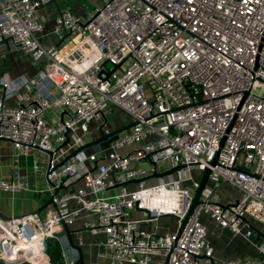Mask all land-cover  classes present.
<instances>
[{
	"label": "built area",
	"instance_id": "obj_1",
	"mask_svg": "<svg viewBox=\"0 0 264 264\" xmlns=\"http://www.w3.org/2000/svg\"><path fill=\"white\" fill-rule=\"evenodd\" d=\"M38 3L0 0V49L44 60L30 77L0 78V136L13 153L31 154L36 168L33 150L52 148L66 131L51 165L97 131L88 123L99 122L107 104L131 123L104 148L76 151L46 173L53 205L0 215L1 260L52 264L50 241L57 264H77L59 221L71 222L79 210L92 216L82 228L102 235L97 254L105 264H147L151 255L165 256V264L207 259L201 212L245 238L253 223L264 226V0H100L83 15L64 5L51 27L59 42L46 45L37 34ZM146 154L154 166L137 163ZM158 163H180L183 175L144 183ZM203 165L238 189L232 200L199 194L178 234L138 229L161 214L176 216V226L196 185L192 173ZM76 174L80 183L71 186ZM129 179L133 187L125 185ZM25 187L16 168L0 175V190ZM133 207L139 215L130 216ZM22 235L28 240L19 245ZM257 248L260 257L223 264H264V237Z\"/></svg>",
	"mask_w": 264,
	"mask_h": 264
},
{
	"label": "crops",
	"instance_id": "obj_2",
	"mask_svg": "<svg viewBox=\"0 0 264 264\" xmlns=\"http://www.w3.org/2000/svg\"><path fill=\"white\" fill-rule=\"evenodd\" d=\"M39 0L36 6V13L41 22V30L37 33L41 44H56L59 42L58 37L51 31L54 16L58 10L64 5L77 15H83L87 9L95 6L100 0H53L54 2H45ZM44 60L31 59L26 53L20 50L0 49V78L7 76L8 78H17L19 76L30 77L43 67ZM105 121L102 125L104 130H110L114 127L124 126L129 123V116L112 104H107L103 109ZM98 121H90L88 126L93 128ZM96 129H91L87 134L83 135V140H87L96 136ZM82 140V141H83ZM38 152H41L37 150ZM36 155V153H34ZM38 154V153H37ZM28 154L15 155L11 148L10 142L6 138H0V175L7 176L12 169H18L20 177L24 180L26 187L16 191L0 190V215L18 214L25 211H31L39 207L41 212L47 204L45 199L48 192L44 189L45 180L43 178V166L40 165L44 158H37L38 165L36 168L31 167V157ZM142 166H147L148 161L145 158L137 160ZM197 167L192 178L197 182L200 174ZM150 177H145L143 182H150ZM80 183L79 175L76 174L70 183L71 186ZM127 187H133L132 179L126 180ZM231 184L216 176L208 175L200 194L209 195L220 203H226L233 199L237 194L230 192ZM60 190L62 188H59ZM130 216L139 215L138 209L135 207L129 211ZM91 215H85L79 210L71 222L67 223L70 229V237L76 242L79 236V245L82 249L83 264H105L106 260L99 256L97 252L100 250V242L102 240L101 233L92 234L83 229L82 221L91 218ZM199 219L204 225L203 241L207 242L210 247V256L206 259L199 255L197 264H223L227 259L241 257H260L261 252L257 248L258 242L263 238L264 226L260 223H253V232L247 237H243L236 233H231L226 227L217 225L207 213L201 212ZM140 230H154L156 232L169 231L175 228V219L171 215L161 214L154 219H146L137 224ZM61 231L63 232L62 228ZM55 243V242H54ZM56 244V243H55ZM162 256L151 255L147 264L161 263ZM122 264H131L124 262Z\"/></svg>",
	"mask_w": 264,
	"mask_h": 264
},
{
	"label": "water",
	"instance_id": "obj_3",
	"mask_svg": "<svg viewBox=\"0 0 264 264\" xmlns=\"http://www.w3.org/2000/svg\"><path fill=\"white\" fill-rule=\"evenodd\" d=\"M45 2H52L53 3L54 1L53 0H46ZM104 121H105V117H104L103 113H101V120L97 123V126H96L98 134L94 137L87 139V140L81 141L76 146H74L72 149H70L67 153L62 155L58 160L53 162L51 165H50V159H51L52 151L57 150L59 147H61L68 140V134L66 133V131L63 132V135H64L63 139L59 143H57L55 146H53L52 148H48V149H40V151H42L46 154L44 161H42L40 163V165L43 166V178L49 185H52L53 183L51 180H49L46 177V173L51 168L60 164L67 156H69L70 154H72L76 151H81L82 153L87 154L91 150H96V149L102 148V147L104 148L107 145V143L111 139H113L120 130L127 128L131 123V121H129V123H127L124 126H118V127L112 128L110 130H104L102 128ZM0 138H4V137L0 136ZM221 140H222V137L219 139V144H220ZM34 147L38 148L36 145H34ZM104 151H106V149H104L103 152ZM214 157H215V154L211 157L210 163L214 162ZM145 158L151 163L152 166H154V162L148 158V154L145 155ZM180 166H181L180 163H176V164L170 165V166L165 167V168L160 169V170H152L149 175L159 177V176L165 175L169 172H172L175 169H178ZM208 173H209V168L207 166L203 165L200 169V174H199V177L197 179L196 185L192 189V193L190 196V202H189V205L187 207V210L183 214L182 217L177 218L178 222L175 226V234H178L180 232V228H181L187 214L189 213V211L191 210L193 205L198 202V200H199L198 196H199L200 191H201V189L205 183V180L208 176ZM140 178H143V177H140ZM58 186H60L59 183L56 186H53V191H56ZM45 203L46 204L50 203L51 205H53L50 195H47V197L45 199ZM40 207L41 206L36 207L34 209V211L37 212ZM167 215H171V214H167ZM171 216L176 218V216H174V215H171ZM59 223H60V226L63 230V233H64V236H65L67 243L75 249V252H76L75 262L77 264H83L82 249H81L80 245L72 241V239L70 237V229H68L67 224L64 223L62 220H60ZM263 237H264V234H263ZM165 259H166V257L164 256L161 264H165Z\"/></svg>",
	"mask_w": 264,
	"mask_h": 264
},
{
	"label": "rangeland",
	"instance_id": "obj_4",
	"mask_svg": "<svg viewBox=\"0 0 264 264\" xmlns=\"http://www.w3.org/2000/svg\"><path fill=\"white\" fill-rule=\"evenodd\" d=\"M34 151V153H36V157L38 158H44L45 156H46V154L44 153V152H38V151H36V150H33ZM38 153V154H37ZM28 156V158H30L31 157V154H28L27 155ZM158 170H160L161 168H162V164L161 163H158ZM172 174L173 175H179V176H182L183 175V172H182V170H173L172 171ZM165 176L166 175H162V177L163 178H165ZM151 178V181H153V180H155V177L154 176H152V177H150ZM187 181V180H186ZM237 191H238V189L235 187V186H233V185H231V187H230V192L232 193V194H236L237 193ZM99 247H101V246H99ZM45 249H46V251L48 252V245H46V247H45ZM49 250H51V248L49 247ZM55 256V257H54ZM54 256H53V258H51V263L52 264H54V261L55 262H59L60 261V258H59V256H58V261H57V255H55L54 254ZM51 257V256H50ZM29 264H31V263H29Z\"/></svg>",
	"mask_w": 264,
	"mask_h": 264
},
{
	"label": "trees",
	"instance_id": "obj_5",
	"mask_svg": "<svg viewBox=\"0 0 264 264\" xmlns=\"http://www.w3.org/2000/svg\"><path fill=\"white\" fill-rule=\"evenodd\" d=\"M46 245H48V253L50 254L51 258H53L55 254L57 255V261H58L59 252H58L57 245L54 242H50V241L47 242ZM49 247L51 248V250H49ZM55 261H54V264H57L58 262H55ZM0 264H29V263L25 261L17 262L13 259H2V260L0 259Z\"/></svg>",
	"mask_w": 264,
	"mask_h": 264
},
{
	"label": "bare ground",
	"instance_id": "obj_6",
	"mask_svg": "<svg viewBox=\"0 0 264 264\" xmlns=\"http://www.w3.org/2000/svg\"><path fill=\"white\" fill-rule=\"evenodd\" d=\"M23 237L22 238H20L18 241V243H19V245H21L22 244V242H25V241H27L28 240V238L25 236V235H22ZM22 241V242H21ZM17 243V244H18Z\"/></svg>",
	"mask_w": 264,
	"mask_h": 264
}]
</instances>
